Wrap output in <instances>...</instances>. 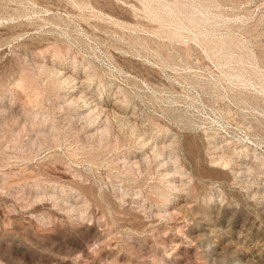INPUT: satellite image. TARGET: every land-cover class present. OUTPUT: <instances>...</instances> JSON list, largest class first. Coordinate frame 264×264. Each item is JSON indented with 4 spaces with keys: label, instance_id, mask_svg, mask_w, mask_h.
Segmentation results:
<instances>
[{
    "label": "rangeland",
    "instance_id": "rangeland-1",
    "mask_svg": "<svg viewBox=\"0 0 264 264\" xmlns=\"http://www.w3.org/2000/svg\"><path fill=\"white\" fill-rule=\"evenodd\" d=\"M0 264H264V0H0Z\"/></svg>",
    "mask_w": 264,
    "mask_h": 264
}]
</instances>
